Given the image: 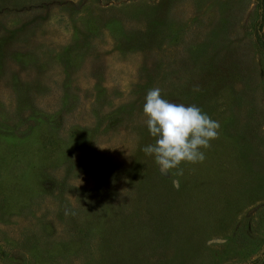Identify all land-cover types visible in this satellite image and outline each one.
Instances as JSON below:
<instances>
[{
    "label": "rangeland",
    "instance_id": "obj_1",
    "mask_svg": "<svg viewBox=\"0 0 264 264\" xmlns=\"http://www.w3.org/2000/svg\"><path fill=\"white\" fill-rule=\"evenodd\" d=\"M153 88L202 163L143 151ZM0 264H264V0H0Z\"/></svg>",
    "mask_w": 264,
    "mask_h": 264
},
{
    "label": "clouds",
    "instance_id": "obj_2",
    "mask_svg": "<svg viewBox=\"0 0 264 264\" xmlns=\"http://www.w3.org/2000/svg\"><path fill=\"white\" fill-rule=\"evenodd\" d=\"M194 91H199L198 86ZM143 112L155 145L146 146L147 155H155L165 168H179L183 162L202 163L211 141L219 138L220 124L196 105L177 104L162 98L161 89H150Z\"/></svg>",
    "mask_w": 264,
    "mask_h": 264
}]
</instances>
